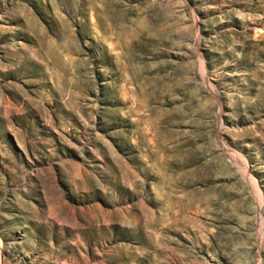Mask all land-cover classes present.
I'll list each match as a JSON object with an SVG mask.
<instances>
[{
  "label": "rangeland",
  "instance_id": "rangeland-1",
  "mask_svg": "<svg viewBox=\"0 0 264 264\" xmlns=\"http://www.w3.org/2000/svg\"><path fill=\"white\" fill-rule=\"evenodd\" d=\"M0 264H264V0H0Z\"/></svg>",
  "mask_w": 264,
  "mask_h": 264
}]
</instances>
